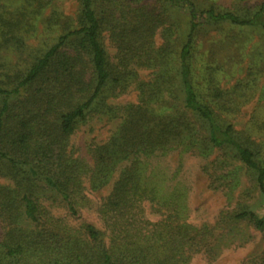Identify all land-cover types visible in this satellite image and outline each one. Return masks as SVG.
Listing matches in <instances>:
<instances>
[{"label":"trees","instance_id":"1","mask_svg":"<svg viewBox=\"0 0 264 264\" xmlns=\"http://www.w3.org/2000/svg\"><path fill=\"white\" fill-rule=\"evenodd\" d=\"M54 1L0 0V178L10 182L0 184V264H189L200 254L216 259L219 239L235 223L264 232V123L237 130L225 113L203 102L190 62L199 30L227 25L264 35V0H234L230 7L77 0L73 21L52 11L48 24L59 33L29 45L37 19ZM174 12L185 14L180 31ZM105 30L116 48L115 64L102 44ZM157 34L163 43L156 47ZM178 35L176 47L170 38ZM141 70L151 77L139 79ZM131 81L137 102L108 106ZM212 97L221 94L213 90ZM95 114L119 121L90 159L70 141ZM173 151L226 155V165L238 164L263 201L221 213L212 226L188 224L183 183L169 187L166 168L152 167L154 158ZM145 205L158 221L142 218ZM55 207L71 220L93 210L104 228L73 227L53 215ZM247 264H264V253Z\"/></svg>","mask_w":264,"mask_h":264},{"label":"rangeland","instance_id":"2","mask_svg":"<svg viewBox=\"0 0 264 264\" xmlns=\"http://www.w3.org/2000/svg\"><path fill=\"white\" fill-rule=\"evenodd\" d=\"M154 0H143L152 5ZM199 3L215 6L230 7L234 0H195ZM253 1V0H252ZM61 14V20L73 21L77 15V0H55L37 19V34L29 39L28 44L39 46L40 42L49 40L60 28L50 27L48 19L52 11ZM97 14L102 13V7H96ZM174 20L183 29L184 13H173ZM182 26V27H181ZM177 31V33L179 32ZM178 36L170 38L176 47ZM155 46L163 43L159 34L155 37ZM102 44L107 52L111 64L117 63L116 48L109 37V32H103ZM192 79L201 100L218 113H225L237 130L247 127L257 129L264 123V35L257 29L238 28L227 25L213 26L199 30L193 39L191 52ZM151 72L141 70L139 79L148 80ZM221 94L220 99L213 100L212 91ZM138 92L136 83L131 81L123 92L110 97L108 106L121 107L136 103ZM229 109L231 111H229ZM224 110H227L226 112ZM219 114V115H221ZM87 121L76 130L71 138V145L78 149L79 154L91 159V149L104 143L118 125L119 119L109 121L105 117H96ZM100 116V115H99ZM264 142V138L262 139ZM227 156L215 152L210 156H203L195 151L188 153L170 152L167 156L154 158L152 167L165 169L170 180L168 186L183 183L186 194V222L193 226H212L220 214L237 212L243 208L254 209L263 201L255 188L253 179L245 175L238 164L226 165ZM234 171V177H226L229 171ZM119 174L116 171L114 181ZM0 184L10 182L0 178ZM111 185L96 193L99 199L110 191ZM94 208L95 201L92 202ZM53 215L65 218L73 227L83 223H91L104 228L102 222L93 210L84 211V215L76 220L66 216L65 209L53 208ZM143 219L156 222L160 215L145 205ZM5 225L0 221V239L4 236ZM219 255L209 260L204 255L192 258L189 264H247L264 253V232L255 231L247 222L235 223L223 232L219 239Z\"/></svg>","mask_w":264,"mask_h":264}]
</instances>
